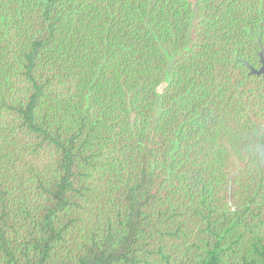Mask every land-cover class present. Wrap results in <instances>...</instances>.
<instances>
[{
  "label": "trees",
  "instance_id": "trees-1",
  "mask_svg": "<svg viewBox=\"0 0 264 264\" xmlns=\"http://www.w3.org/2000/svg\"><path fill=\"white\" fill-rule=\"evenodd\" d=\"M264 0H0V264H264Z\"/></svg>",
  "mask_w": 264,
  "mask_h": 264
},
{
  "label": "water",
  "instance_id": "water-1",
  "mask_svg": "<svg viewBox=\"0 0 264 264\" xmlns=\"http://www.w3.org/2000/svg\"><path fill=\"white\" fill-rule=\"evenodd\" d=\"M259 49H260V51H259L258 55H259L260 64H261V66L259 67V69H257V70L256 69H253L252 67H250L248 65L247 62H244V64H245V66L247 68H249L250 75L262 76V78L264 79V60H263V56H262L263 49H262L261 46L259 47Z\"/></svg>",
  "mask_w": 264,
  "mask_h": 264
}]
</instances>
